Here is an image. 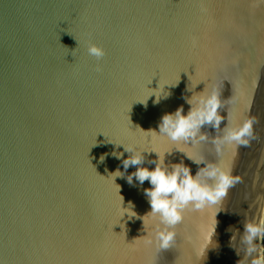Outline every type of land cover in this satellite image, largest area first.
<instances>
[{
  "label": "water",
  "instance_id": "obj_1",
  "mask_svg": "<svg viewBox=\"0 0 264 264\" xmlns=\"http://www.w3.org/2000/svg\"><path fill=\"white\" fill-rule=\"evenodd\" d=\"M213 90L224 119L193 151L240 182L187 208L162 250L126 147L195 175L204 164L151 131ZM249 117V143L218 152L225 127ZM246 223L264 226L262 0H0V264H254L263 232L249 256Z\"/></svg>",
  "mask_w": 264,
  "mask_h": 264
},
{
  "label": "clouds",
  "instance_id": "obj_2",
  "mask_svg": "<svg viewBox=\"0 0 264 264\" xmlns=\"http://www.w3.org/2000/svg\"><path fill=\"white\" fill-rule=\"evenodd\" d=\"M87 50L90 56L97 59L105 54L103 47L96 43H90ZM158 99L159 96L157 102ZM189 102L194 106L187 114L182 107L177 108L175 112L165 113L159 123V134L154 130L151 132L167 137L178 145L182 143L184 147L178 146L177 149L194 162L203 163L204 166L199 168L195 175L183 161L171 167L166 165L165 153L156 152L158 159L150 162L155 163L154 168L144 166V151L126 147L132 154L123 160L125 170L130 165L136 166L135 172L126 177L129 184L135 177L141 185L145 180H148L151 185L144 192L151 205V215L158 218L159 224L163 226L158 227L155 234L156 244L162 250L170 248L173 244L176 237L174 227L182 221L183 213L187 208L191 206L200 210L220 204L227 196L229 189L240 182V177L233 175L231 168L215 162H205L204 157L197 158V154L193 151L199 142L207 139L206 134L200 132L202 126L209 124L219 128L224 119L219 111L222 105L221 94L213 90L206 95L195 96ZM253 124V118L249 117L237 127H225L223 135L214 140L217 151H221L225 144L247 145L249 138L253 136ZM154 138V136L151 137V139ZM189 140L192 141L191 145L187 143ZM114 175L123 176L124 174L118 169ZM128 208H132L131 204ZM262 232H264V226L260 224H244L241 244L249 256L256 251L255 242L260 239ZM254 264H264V260L254 261Z\"/></svg>",
  "mask_w": 264,
  "mask_h": 264
},
{
  "label": "trees",
  "instance_id": "obj_3",
  "mask_svg": "<svg viewBox=\"0 0 264 264\" xmlns=\"http://www.w3.org/2000/svg\"><path fill=\"white\" fill-rule=\"evenodd\" d=\"M262 240H263V244H264V232H263V237H262Z\"/></svg>",
  "mask_w": 264,
  "mask_h": 264
},
{
  "label": "snow or ice",
  "instance_id": "obj_4",
  "mask_svg": "<svg viewBox=\"0 0 264 264\" xmlns=\"http://www.w3.org/2000/svg\"><path fill=\"white\" fill-rule=\"evenodd\" d=\"M151 151H155L156 152V149L155 148H152Z\"/></svg>",
  "mask_w": 264,
  "mask_h": 264
}]
</instances>
